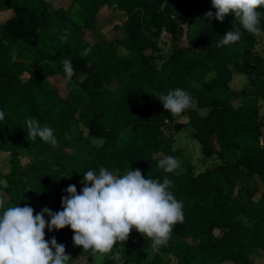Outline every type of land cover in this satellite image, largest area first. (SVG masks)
<instances>
[{
	"label": "trees",
	"instance_id": "obj_1",
	"mask_svg": "<svg viewBox=\"0 0 264 264\" xmlns=\"http://www.w3.org/2000/svg\"><path fill=\"white\" fill-rule=\"evenodd\" d=\"M69 2L64 8L50 0H0V12L12 13L0 24V111L5 114L0 145L9 139L16 149L11 153L15 166L0 177L7 181V187L0 184V198H6L0 214L17 205L32 207L34 215L45 207L58 212L64 189L75 185L79 193L88 170L118 169L123 175L128 168L139 169L146 178L150 171L160 182L170 179L184 213L167 246L148 264H163L162 254L171 256L172 264H256V253L264 259V193L255 199L257 191L237 189L240 178L264 185V60L255 52L257 35L231 14L222 22L205 19V13L215 12L211 0ZM103 11L120 17L114 26L118 36L91 43L86 34L101 29ZM257 11L264 34V7ZM235 29L241 31L240 41L217 47ZM163 31L170 35V49L157 66ZM85 49L90 51L81 55ZM66 58L75 72L70 81L64 78ZM233 71L254 77L253 89L230 88ZM56 77L64 81L65 96L49 82ZM176 88L193 98V107L182 115L189 118L202 156L217 159L197 175L164 132L184 127L158 99ZM199 110L206 115L199 116ZM29 117L54 130L57 146L29 139ZM57 148L70 153L67 162L57 158ZM22 151L33 154L25 165ZM166 156L180 162L178 174L157 166ZM72 236L69 227L45 228V240L55 237L65 253ZM150 249L151 241L133 229L102 264H144ZM79 255H69L67 264H75Z\"/></svg>",
	"mask_w": 264,
	"mask_h": 264
},
{
	"label": "clouds",
	"instance_id": "obj_2",
	"mask_svg": "<svg viewBox=\"0 0 264 264\" xmlns=\"http://www.w3.org/2000/svg\"><path fill=\"white\" fill-rule=\"evenodd\" d=\"M215 12L205 13V19L222 22L231 14L248 33L259 35V7L264 0H211ZM241 39L239 29L228 31L217 47L234 44ZM85 49L81 55H86ZM65 80L70 81L75 72L71 60L62 62ZM165 112L182 119V114L193 107V98L184 89L169 90L158 96ZM5 114L0 111V121ZM27 134L35 142L39 137L46 144L57 146L54 130L41 126L32 117L26 120ZM165 173H177L180 162L166 156L158 165ZM83 187L77 193L75 185H69L61 197V211L53 212L45 207L33 214L32 207L11 206L0 214V264H67L72 258L65 253V246L58 244L55 237L45 240L48 232L69 227L74 246L82 247L84 252L102 264L117 242H125L135 229L151 241L153 251L165 247L171 238L173 227L183 223V203L178 201L170 188L173 182L165 177L163 182L146 178L139 169L119 174V170L100 167L97 174L88 170L80 181ZM7 187V181H0ZM4 200L0 199V209ZM45 216L48 219H45ZM115 259L119 260V253Z\"/></svg>",
	"mask_w": 264,
	"mask_h": 264
},
{
	"label": "rangeland",
	"instance_id": "obj_3",
	"mask_svg": "<svg viewBox=\"0 0 264 264\" xmlns=\"http://www.w3.org/2000/svg\"><path fill=\"white\" fill-rule=\"evenodd\" d=\"M52 4L55 7H68L69 0H50ZM12 16L11 12H0V24L6 22L8 18ZM120 20V17L118 15H115L113 12L110 11H103L99 13L98 15V24L101 26L100 30L97 32H87L86 39L93 42H100L103 38L105 39H114L118 36V33L115 32L114 26L115 24ZM170 42L171 38L170 35L163 31L161 34L159 47H160V53H159V60H157L154 64L159 66L160 64V58H164L168 55L169 49H170ZM182 45H186V41L183 38L182 39ZM242 50H239L238 54ZM255 52L264 60V34L260 33L257 35V43L255 45ZM118 54L121 57H126L127 53L119 49ZM261 74L264 75V72H261ZM49 82L57 88L62 96H65L67 94V90L64 85V81L60 77L51 78L49 79ZM256 82V79L252 76H247L245 74L237 73L236 71H233V77L232 81L230 83V88L234 90H245L246 92H249L251 88L253 89V86ZM250 99V97H248ZM240 101L235 102L234 104H239ZM260 118L263 124V139H264V102L260 103ZM198 115L203 117L206 115V110H199L197 111ZM175 122L179 124H184V127L181 128L178 132H174L172 128L168 127L165 129V134L168 136H172V147L173 150H179L181 153V156L185 158V161H187L191 166L194 168L195 175L204 172L205 170L212 168L213 166L217 165V159H205L201 154V149L198 143L193 139V129L189 124V118L182 115V119L175 117ZM86 134V132H84ZM16 149L14 145L11 143L9 139H3L0 145V177L9 174L12 167L15 166L14 163L11 161V153L15 152ZM22 154L24 155V158L20 161L22 165L27 164L29 160L32 159L33 154L27 151H22ZM56 156L59 160L63 162H67V160L70 157V153L63 151L62 149L57 148L56 149ZM148 174H151L150 171H148ZM4 181V180H1ZM3 186V184H1ZM83 187V184L80 183L79 189ZM237 189L238 190H253L257 191V194L255 196V199H257L260 194L264 193V185L260 184L257 180H251V179H245L240 178L237 180ZM0 199H3L4 202L6 201L5 197H2ZM216 236H219V231H215L214 233ZM67 255H75L80 254L78 259H75V264H97V262L89 255L88 252H84L82 247L80 246H74L71 245L66 252ZM82 254V255H81ZM155 254H161L160 249L158 251H153L152 248L149 250L147 254L146 260H144V264H148L153 255ZM109 256L106 255L103 258V261L105 258ZM256 257H260L256 253ZM162 258L164 263L163 264H172L173 259L171 256H165L162 254ZM261 258V257H260ZM102 261V263H103ZM224 264H234V263H224Z\"/></svg>",
	"mask_w": 264,
	"mask_h": 264
},
{
	"label": "crops",
	"instance_id": "obj_4",
	"mask_svg": "<svg viewBox=\"0 0 264 264\" xmlns=\"http://www.w3.org/2000/svg\"><path fill=\"white\" fill-rule=\"evenodd\" d=\"M261 257V258H260ZM260 257H256L255 256V258H256V260H257V262H255L256 264H264V259H263V257H262V255L260 254Z\"/></svg>",
	"mask_w": 264,
	"mask_h": 264
}]
</instances>
